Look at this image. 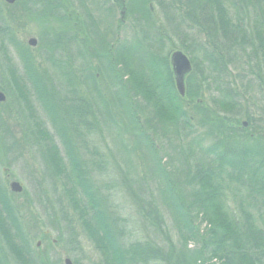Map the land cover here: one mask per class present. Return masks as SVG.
<instances>
[{"label":"trees","instance_id":"16d2710c","mask_svg":"<svg viewBox=\"0 0 264 264\" xmlns=\"http://www.w3.org/2000/svg\"><path fill=\"white\" fill-rule=\"evenodd\" d=\"M72 1L75 30L65 25L43 32L37 55L15 40L0 11V72L9 76L20 100L17 108L34 127L27 129L36 133L41 160L61 180L66 202L100 258L105 264H171L167 257L172 264L206 258L217 264H264V109L243 111L261 101L264 108V0H174L173 8L150 0L182 41L178 48L190 56L184 97L163 54V36L152 31L149 0L127 1L128 12H135L134 33L113 46L108 24L102 16L92 18L88 0ZM26 6L36 17L49 15L66 24L58 0H28ZM232 70L240 78L255 76L254 84L248 78L237 85ZM206 93L208 105L202 103ZM243 116L251 121L248 130L238 127ZM97 124L108 134L116 128L132 139L140 169L157 185L183 246L189 238L198 240L201 251L166 253L167 245L150 239L129 240L125 219L81 157L83 132ZM151 136L164 141L172 165L160 164ZM7 193L0 184V251L11 264H33L26 231ZM136 207L151 220V233L162 234L159 207L149 199ZM200 214L208 225L202 233L193 222ZM60 219L70 222L67 214ZM5 263L1 254L0 264Z\"/></svg>","mask_w":264,"mask_h":264},{"label":"rangeland","instance_id":"374dc122","mask_svg":"<svg viewBox=\"0 0 264 264\" xmlns=\"http://www.w3.org/2000/svg\"><path fill=\"white\" fill-rule=\"evenodd\" d=\"M127 1H86L85 7L90 10L92 18L95 19L98 16L99 19V16H102L101 18L105 24H108L107 38L112 46L114 41L131 40L134 33L135 12H128L126 8ZM164 1H167L172 8L175 5L174 0ZM58 2L64 7L62 11L66 13V24L59 23L49 15L36 17L26 8L28 0H14L13 3L0 0V11L6 24L12 29L15 40L26 46L32 54L37 55L38 50L42 48L39 38L43 32L48 30L60 31L65 25L71 30L76 28L78 13L74 8L73 1L58 0ZM102 6L105 7V12L102 11ZM148 7L151 10V23L154 28L156 27L152 31H159V34L163 36V54L169 56L170 51L179 49L178 47L182 41L178 36L173 35L170 28L166 26L163 16L153 1L149 0ZM29 38L36 39L35 45L30 46L27 43ZM198 41L202 42V38H198ZM87 47L89 49V44H87ZM194 55L200 60L199 53ZM254 77L246 75L240 78L237 76L236 70L230 71V79L235 81L237 85L240 84V81L245 84L248 78L254 84ZM54 82L57 85L60 83V81ZM0 90L4 95V100L0 102V184L11 195L10 198L17 207L20 222L26 231L32 250L33 264H64L65 258H69L72 264H105L92 241L87 238L77 222L71 207L67 204L62 191L61 180L45 168L36 146V143H38L37 137L34 136L36 133L27 129V127L30 129L34 127L32 123L31 125L27 123L26 112H23L24 115H22L17 108L20 100L15 97L7 73L1 74L0 72ZM30 99L35 102L32 97ZM209 99L210 97L206 93L202 103L208 105ZM261 102L258 103V106L256 104L251 105L249 109H243V111L255 112L257 109V114L262 113L264 108ZM37 115L39 120H43V113L37 111ZM238 122L239 128L244 126L248 130L251 126V121H247L244 116ZM242 122H245V124L243 125ZM95 127L93 131L83 132L85 148L80 149L79 147L81 157L84 158L83 161L88 162L93 181L102 186L103 192L108 190L113 208L119 217L125 219L124 223L129 240L142 241L146 238L149 241L148 239H150L156 246L165 248V245H167L166 250H164L166 253L170 248L174 250V253H178L180 250L186 251L187 249L201 251V242L198 240L195 241L189 238L186 247L183 246L184 244L172 224V218L167 209L160 203L159 195L155 189L157 185L145 175L143 169H140L139 157L133 151L132 139L116 128H111V132L108 134L101 125L97 124ZM151 138L155 150H157V158L161 160L160 164L172 165L171 160L165 155L164 141L153 136ZM138 176L143 177V179L141 182L134 184L133 181ZM12 181L21 184L22 190L20 192L10 190L9 184ZM138 186L142 188V191L136 189ZM129 188L130 192L127 193ZM137 197L140 199L139 202L136 201ZM148 199L153 201L160 210V222H162L163 231L158 236L151 233L153 229L150 225L151 220L142 218V211L139 213L136 207L137 205H143V200ZM234 202L233 198L229 200V205L233 210ZM64 214H67L69 218L68 225L60 219ZM193 222L196 229L201 233L208 227L201 214L195 217ZM73 233L75 234L74 237ZM1 254L4 255L5 264H11L7 252L3 248L0 251ZM206 256V254H203V258H206ZM167 260L171 264L175 261L168 257ZM150 264H166V262H152ZM196 264H217V261L214 258H206L204 261L198 260Z\"/></svg>","mask_w":264,"mask_h":264},{"label":"water","instance_id":"95a60500","mask_svg":"<svg viewBox=\"0 0 264 264\" xmlns=\"http://www.w3.org/2000/svg\"><path fill=\"white\" fill-rule=\"evenodd\" d=\"M8 3H13L14 0H5ZM27 43L30 46L35 45L36 39L29 38ZM169 62L171 66V70L174 76L175 87L180 96L185 95V76L191 71L192 64L188 56L182 50H174L169 57ZM4 100V95L0 91V101ZM245 124V123H244ZM10 190L13 192H20L22 190L21 184L16 181H12L9 184ZM64 264H72L69 258L64 259Z\"/></svg>","mask_w":264,"mask_h":264},{"label":"bare ground","instance_id":"6f19581e","mask_svg":"<svg viewBox=\"0 0 264 264\" xmlns=\"http://www.w3.org/2000/svg\"><path fill=\"white\" fill-rule=\"evenodd\" d=\"M174 50H177V49H174ZM174 50H172V51H170V54L174 51ZM179 50H181V49H179ZM184 52V51H183ZM185 53V52H184ZM170 54H169V56H168V60H169V57H170ZM186 54V53H185ZM187 55V54H186ZM188 56V55H187ZM188 58H189V56H188ZM190 59V58H189ZM191 61V60H190ZM169 64H170V62H169ZM191 64H192V62H191ZM171 67V66H170ZM192 70V69H191ZM172 71V70H171ZM174 77V76H173ZM186 77V76H185ZM175 83V82H174ZM184 83H185V79H184ZM176 88V87H175ZM177 90V89H176ZM177 93H178V91H177ZM179 94V93H178ZM180 96V95H179ZM185 96V95H184ZM183 96V97H184ZM180 97H182V96H180ZM244 123L245 122H242V124L244 125Z\"/></svg>","mask_w":264,"mask_h":264}]
</instances>
